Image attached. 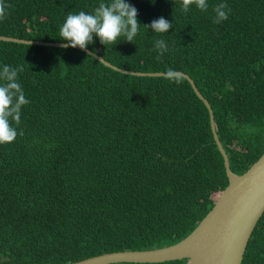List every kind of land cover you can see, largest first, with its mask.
<instances>
[{"label": "trees", "instance_id": "16d2710c", "mask_svg": "<svg viewBox=\"0 0 264 264\" xmlns=\"http://www.w3.org/2000/svg\"><path fill=\"white\" fill-rule=\"evenodd\" d=\"M0 34L59 40L68 14L101 0H4ZM133 43L88 49L125 69L185 72L210 105L235 173L264 149V0H135ZM228 19L213 23L215 5ZM164 39L168 51L154 48ZM123 40V37H121ZM22 65L30 101L14 143L0 145V264H59L102 251L169 244L184 236L226 184L208 114L187 80L122 73L77 48L0 39V68ZM108 249V250H107ZM184 264V259L151 263ZM239 264H264V209Z\"/></svg>", "mask_w": 264, "mask_h": 264}, {"label": "water", "instance_id": "95a60500", "mask_svg": "<svg viewBox=\"0 0 264 264\" xmlns=\"http://www.w3.org/2000/svg\"><path fill=\"white\" fill-rule=\"evenodd\" d=\"M0 39L23 43L61 46L64 41H40L0 35ZM84 51V50H83ZM103 65L122 73L134 75H163L165 71H138L115 66L89 49L85 51ZM184 77L206 107L212 139L222 157L225 186L213 199L211 207L177 242L144 249H120L90 254L74 261L59 264H104L115 261H163L184 257L186 264H239L251 229L264 209V149L242 172L228 166L227 156L214 130L212 112L207 100L198 92L185 72L174 70Z\"/></svg>", "mask_w": 264, "mask_h": 264}, {"label": "clouds", "instance_id": "9594fccd", "mask_svg": "<svg viewBox=\"0 0 264 264\" xmlns=\"http://www.w3.org/2000/svg\"><path fill=\"white\" fill-rule=\"evenodd\" d=\"M150 2L154 3L155 0H150ZM193 6L200 12H206L209 8L208 0H181L180 8L182 12L188 13ZM7 7L4 0H0V20L7 17ZM213 11L215 12L213 23L220 24L228 19L231 10L228 9L226 4L221 3L215 5ZM139 15V9L135 0H101L99 5L95 7L91 13L80 11L77 14H68L60 28L58 39L65 42L61 44L63 48H77L87 51L88 46L94 43V37L97 38L99 43L103 46H115L121 41L133 43L139 34L141 26L147 30L151 29L152 32L157 34L168 33L169 29L173 28L172 22H169L164 17L156 18L149 24L142 25L138 20ZM121 37H123V40H121ZM32 40L47 41L42 39ZM5 41L20 42L16 40ZM154 48L158 52V58L168 51V45L164 39H157L154 42ZM23 71L24 67L22 65L16 67L3 65L2 68H0V145L14 143L18 136L24 135L23 130L19 129V126L21 124L23 107L29 104L30 101L25 97L24 90L19 82V74ZM165 78L173 82H179L175 71L172 69L167 70ZM182 237L169 244L177 242ZM164 245L168 244L137 249L160 247ZM176 259H184V264H186V259L184 257ZM151 262L159 261H142L136 263Z\"/></svg>", "mask_w": 264, "mask_h": 264}, {"label": "rangeland", "instance_id": "374dc122", "mask_svg": "<svg viewBox=\"0 0 264 264\" xmlns=\"http://www.w3.org/2000/svg\"><path fill=\"white\" fill-rule=\"evenodd\" d=\"M216 194H217V192H214V193H212V198H215V196H216ZM108 250V249H107ZM99 252V251H98ZM96 253V252H95Z\"/></svg>", "mask_w": 264, "mask_h": 264}]
</instances>
